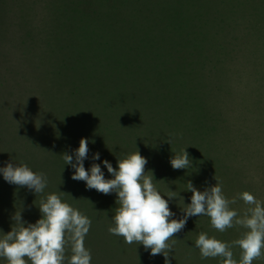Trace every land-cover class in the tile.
I'll list each match as a JSON object with an SVG mask.
<instances>
[{
	"label": "rangeland",
	"instance_id": "1",
	"mask_svg": "<svg viewBox=\"0 0 264 264\" xmlns=\"http://www.w3.org/2000/svg\"><path fill=\"white\" fill-rule=\"evenodd\" d=\"M147 1L158 5V0ZM166 1L162 2L165 6ZM126 2L128 7L120 14L136 16L131 8L138 9L134 0ZM101 3L47 0L43 5L41 0H0V157L74 155L80 139L85 138L87 157L99 153L97 161L107 160L113 168L117 159L137 150L147 159L146 175L152 172L153 183L164 198L169 199L170 189L186 192L191 200L192 193L186 190L189 181L198 191L217 181L229 200L247 191L264 203V73L258 79L263 83L255 82L251 71L255 59L244 58L235 68L227 60L223 70L215 71L208 65L213 57L205 59L209 48L197 42V68L202 61L206 65L192 76L183 74L187 67L181 68L179 76L171 73L172 64L162 62L154 67L163 75L178 77V82L191 78L199 85L190 93L195 92L193 99L204 106L201 110L188 108L141 82L153 59L128 61V68L138 72L135 75L103 60L74 35L53 27L52 13L88 39L97 32L102 35L105 8ZM182 8L187 15L195 14L187 3ZM216 28L222 32L230 29L195 23L192 30L210 35ZM260 44L249 47L247 54L256 55ZM63 46L77 56L72 70H65L61 60L44 51L51 48L57 54ZM100 50L105 55V48ZM66 66L72 67V63ZM199 78L202 81L196 83ZM254 82L258 91L249 86ZM184 148L192 166L173 169L170 159ZM105 178H112L107 168ZM235 204L247 206L239 198Z\"/></svg>",
	"mask_w": 264,
	"mask_h": 264
},
{
	"label": "trees",
	"instance_id": "2",
	"mask_svg": "<svg viewBox=\"0 0 264 264\" xmlns=\"http://www.w3.org/2000/svg\"><path fill=\"white\" fill-rule=\"evenodd\" d=\"M41 1L43 5L47 2V0ZM101 2H103L101 6L105 8V32L102 35L97 32L93 38L88 39L78 29L76 32L74 26L62 23L60 15L56 16L54 13L50 16L53 27L63 33L68 32L74 35L73 38L98 54L103 60L135 75H138V72L128 68V61L141 57L147 61L153 59V66L148 65L146 68L147 76H142L143 78L140 79L149 90H161L170 100L182 105L187 104L185 106L188 108L201 110L204 105L193 99L195 92L190 93L199 85L192 83L191 78L178 82V77L175 80L167 74L163 75L161 71L156 72L154 68L162 65V62L163 65L172 64L174 70L169 68L172 70L171 73L179 76L181 68L187 67L183 74L192 76L198 68L206 65L205 61H202L197 68L200 60V54L194 49L197 42L209 48L205 59L213 57L207 62L215 71L223 70L224 64L228 63L227 60H230L235 68L237 65L241 66L244 58L252 56L255 60L251 71L254 73L255 82H261L260 75L264 73V0H168L166 6L163 5V0H158V5L156 2L150 5L147 0H134L138 9L131 6L134 11L136 10V16L131 18H128L127 14H120L128 7L126 0H101ZM184 3H187L195 14L187 15L182 8ZM97 5L100 7V3ZM154 6H156L155 9H153ZM233 17L235 18L231 22ZM195 23L208 28L226 26L230 29L226 28L222 32L216 28L210 35L208 33L202 35L197 30H192ZM258 33L262 35L261 39L258 38ZM201 36H208V38L203 40ZM250 40L253 41L252 44H247ZM259 41L262 48L254 55L255 57L253 54H247L251 50L249 47L259 45ZM100 48H105V55L101 54ZM44 51L53 53L57 59L61 60V66L65 70L74 68L77 56L70 51L69 46H63L57 54L51 48H44ZM164 59L170 62H164ZM67 63H72V67H67ZM260 66L263 67L260 69ZM201 81L199 78L196 83ZM255 82L249 85L252 91H258ZM184 100H191V103ZM2 118L6 119L5 122H10L6 117ZM8 162H12L13 165L26 164L32 171L43 173L47 179V186L43 193L35 194L27 187L6 182L0 174V236L15 226L12 217L16 212L20 211L22 220L26 222L25 226L27 223H35L41 217L38 207L41 200L46 199L50 193H57L62 202L68 203L91 220L90 230L84 239V245L91 253V264H165L163 254L152 256L150 249H145L142 244H127L123 237L109 233L108 228L114 226L112 216L115 214L116 207L119 206L118 203L116 204V193L105 195L95 189L87 188L84 181L73 180L71 176L74 168L71 165H64L63 156L0 157V168ZM73 162L75 163L74 155ZM83 163L86 170H90L93 163L100 164L92 157H87ZM100 166L105 176L103 163ZM177 198L174 200L165 198L168 200L170 210L174 213L170 219H180L183 216L182 209L191 202L186 192L177 191ZM230 207L242 215L248 205L232 204ZM244 231L246 229L237 225L219 232L211 227L208 216L189 217L185 227L169 241L170 244L173 241L175 243L173 249L169 250L168 264H221L222 258L219 257L201 258L199 249L195 247V239L199 233L205 232L210 237L231 244ZM232 251L234 258L238 260L239 247H233ZM65 255V264H67V257L71 255L70 249H66ZM0 264H7L6 259L0 257ZM253 264H264V256L254 260Z\"/></svg>",
	"mask_w": 264,
	"mask_h": 264
},
{
	"label": "clouds",
	"instance_id": "3",
	"mask_svg": "<svg viewBox=\"0 0 264 264\" xmlns=\"http://www.w3.org/2000/svg\"><path fill=\"white\" fill-rule=\"evenodd\" d=\"M88 151V140L81 138L74 150L75 163L73 155L65 152L64 165H71L74 168L71 178L84 181L87 188L105 195L116 193L119 206L112 216L114 226H110L108 231L123 237L127 244H142L145 249H150L152 256L163 254L165 264H168L169 250L175 243L170 244L169 241L185 227L189 217L206 215L210 218L211 227L219 232L237 225L246 231L231 244L200 232L195 239V247L202 259L219 257L222 258L221 264H253L254 260L264 256V203L250 192H241L229 200L217 181L203 191H198L189 181L186 190L192 193L191 202L182 209L180 219H170L174 213L168 200L155 187L152 172L146 175L147 159L137 150L117 159L116 168L107 160L103 161L111 179L105 178L100 164L93 163L90 170L85 169L83 161L87 159ZM99 158V153H93V160ZM170 164L173 169L192 166L185 148L180 154H174ZM0 174L6 182L27 187L35 194L43 193L47 186L46 176L32 171L26 164L8 162L0 168ZM166 196L173 199L177 193L169 189ZM237 198L248 205L242 215L230 207ZM38 207L41 217L26 226L20 211L13 215L15 226L0 236V257L6 259L7 264H65L66 249H70L67 264H91V253L84 245L91 220L62 202L57 193L48 194ZM233 247L240 249L238 260L234 258Z\"/></svg>",
	"mask_w": 264,
	"mask_h": 264
}]
</instances>
